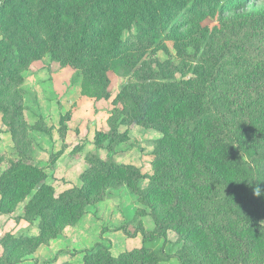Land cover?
Here are the masks:
<instances>
[{
    "label": "trees",
    "instance_id": "obj_1",
    "mask_svg": "<svg viewBox=\"0 0 264 264\" xmlns=\"http://www.w3.org/2000/svg\"><path fill=\"white\" fill-rule=\"evenodd\" d=\"M64 1L0 0V30L10 34V39L0 40V97L16 103L4 114L20 153L25 138L24 131L16 127L21 98L9 96L16 87L15 66L47 50L52 57L63 58L80 70L82 91L89 95L107 97L108 69L128 76L122 88L125 120L180 141L177 147L183 158L181 154L167 159L170 147L158 146L154 151L156 168L162 172L144 176L130 165H117L92 154L100 173L99 183L93 181L92 167V172L84 176L83 186L46 201L35 198L27 208L41 216L40 233L38 237L18 236L12 244L43 242L44 232L54 234V226L60 221L64 225L73 223L82 212L80 207L103 195L97 185L125 183L150 208L154 223L153 230L140 231L142 246L123 254L125 264H158L168 257L162 246L153 247L149 242L164 240L169 229L190 243L180 251V264L245 262L252 254L253 242L239 240L229 229L233 226L238 233L264 231V225L254 217L259 212L264 219V196L253 195L257 184L264 187V56L258 63L252 62V51L246 47L245 57L234 71L223 73L225 63L218 65L220 70L216 72L212 64L214 75L178 82L172 75L171 62H161L156 51L170 39L178 46L174 45L176 54L190 59L174 36L187 33L194 18L201 20L205 12H217L219 16L247 13L264 0H81L73 10L65 9ZM19 2L24 3L23 11L17 10ZM217 33L216 28L208 32V47L216 45ZM254 33L241 43L264 41V32ZM230 54L227 49L224 57ZM191 59L206 61L203 56ZM106 136L98 132L96 145L101 146ZM188 165L190 169L186 170ZM29 167L19 160L11 169L23 171ZM8 170L1 176L0 210H8L5 207L13 206L38 182L28 174H22L19 180ZM145 178L147 184L141 188L140 181ZM200 229L211 232L213 247L204 244V237L202 241L201 236L193 238ZM221 237L237 243L235 250L241 252L242 260L231 258L217 241ZM83 258L84 264H119L111 257L109 247L101 243L87 249ZM0 264H14L7 251L0 256Z\"/></svg>",
    "mask_w": 264,
    "mask_h": 264
},
{
    "label": "rangeland",
    "instance_id": "obj_2",
    "mask_svg": "<svg viewBox=\"0 0 264 264\" xmlns=\"http://www.w3.org/2000/svg\"><path fill=\"white\" fill-rule=\"evenodd\" d=\"M86 2L92 3V0ZM81 4V0L64 1L65 9L73 10ZM24 8V3L19 2L17 10L23 11ZM204 14L201 20L193 19L187 33L175 34L174 38L177 37L175 41H181L179 48L183 53L191 58L203 56L205 62L181 59L176 54L175 47L178 46L170 39H166L156 51L161 62H171L174 80L180 82L207 78L210 73L214 75L210 69L212 64L216 65L218 72V65L226 63L221 71H227L228 74L237 68L240 59H244L246 47L252 51V62L261 60L264 56V41L246 45L240 40H248L251 32L256 35L264 32L263 2L247 13L237 12L231 16H219L217 12ZM251 27L254 29L250 32ZM212 28L217 29L219 36L216 45L212 46L214 48L208 47V32ZM1 39H10V34L0 30ZM227 49L231 54L224 57ZM15 73L16 87L9 96L19 95L21 98L16 127L24 131L25 138L19 146L23 148L21 154L5 124L7 118L4 114L16 103L13 104L10 98L0 97V197L1 176L8 173L9 168L19 180L22 174H28L34 175L38 182L26 189L13 206L5 207L8 210H0V256L7 251L9 261L14 264H84L85 251L101 243L109 247L111 257L117 259L119 264H125L123 254L142 246L140 231L154 228L150 208L140 202L136 193L125 183L97 185L98 189L104 191L103 195L80 207L82 212L73 223L64 225L60 221L54 226V234L47 232L46 235L44 232L43 242L18 246L12 244V240L22 235L38 237L41 216L36 212L30 213L27 208L34 200L43 198L46 201L72 187L83 186L84 176L90 170L92 172V167L95 175L93 181L99 183L100 173L91 158L92 154L102 160L110 159L117 165H130L144 176H153L162 172L156 168L154 151L158 150V146H169L171 151L165 158L171 159L170 155L181 156L182 152L178 149L180 141L167 138L160 130L125 120L122 88L130 78L114 70L106 71L107 97L82 91L80 70L66 63L63 58L52 57L47 50H42L39 55L28 56L24 65L15 66ZM98 132L107 135L101 141V146L95 143ZM111 136L115 137L112 139ZM19 160L31 167L23 171L11 169L12 164ZM189 169L190 165L186 170ZM146 179L140 181L141 188H145ZM254 217L258 218V224L264 225L262 214L255 212ZM216 226L222 227L223 224ZM229 230L239 240L253 242L250 247L252 254L245 262L231 264H264V231L251 229L238 233L233 226ZM200 236L201 241L205 239V245L213 247L211 232L200 229L193 238L199 239ZM217 241L221 242L232 259L237 257L242 260L241 252L235 250L236 242L226 237ZM149 245L162 246L166 255H169L158 261V264H180V251L190 246V243L184 242L176 231L169 229L164 240L149 242Z\"/></svg>",
    "mask_w": 264,
    "mask_h": 264
},
{
    "label": "clouds",
    "instance_id": "obj_3",
    "mask_svg": "<svg viewBox=\"0 0 264 264\" xmlns=\"http://www.w3.org/2000/svg\"><path fill=\"white\" fill-rule=\"evenodd\" d=\"M254 196H264V187H261L259 184L253 188Z\"/></svg>",
    "mask_w": 264,
    "mask_h": 264
}]
</instances>
